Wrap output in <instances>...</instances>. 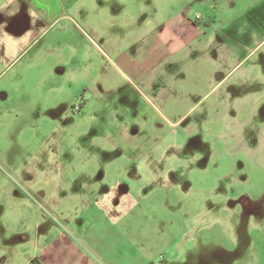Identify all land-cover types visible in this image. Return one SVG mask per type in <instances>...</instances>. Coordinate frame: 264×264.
I'll use <instances>...</instances> for the list:
<instances>
[{"label": "rangeland", "instance_id": "1", "mask_svg": "<svg viewBox=\"0 0 264 264\" xmlns=\"http://www.w3.org/2000/svg\"><path fill=\"white\" fill-rule=\"evenodd\" d=\"M9 1L0 264H264V0ZM184 7L222 50L135 78L131 34Z\"/></svg>", "mask_w": 264, "mask_h": 264}, {"label": "crops", "instance_id": "2", "mask_svg": "<svg viewBox=\"0 0 264 264\" xmlns=\"http://www.w3.org/2000/svg\"><path fill=\"white\" fill-rule=\"evenodd\" d=\"M10 1L15 7L25 5L24 0ZM201 1L199 0V2ZM189 4L190 2L188 1L187 5ZM200 5L202 6V2ZM186 8L174 9L166 19L157 18L155 25H152L149 30L139 28L135 33L131 34L126 48L127 50L134 48L135 54H139V61L122 56L120 62L127 71L129 70L133 73L135 78H138L140 73H145L150 78L155 79V72L164 61L174 59L182 54L189 55L191 50H199L202 46H208L206 38L209 40L213 39L212 34L214 35L213 41L218 44L217 49L222 50V43L216 41L217 37L221 38V34L213 25L216 23L215 17H217L215 9L209 7L204 13L197 12L191 16L186 13ZM196 15L199 16L198 20L195 19ZM6 18L10 19L13 16L9 15ZM235 35L237 38L238 35ZM201 38H203V42L200 41ZM216 43H214L215 47H217ZM236 47L233 41L229 42L226 45L227 53L233 55ZM42 264L49 263L42 260Z\"/></svg>", "mask_w": 264, "mask_h": 264}, {"label": "trees", "instance_id": "3", "mask_svg": "<svg viewBox=\"0 0 264 264\" xmlns=\"http://www.w3.org/2000/svg\"><path fill=\"white\" fill-rule=\"evenodd\" d=\"M29 264H42L38 258H33Z\"/></svg>", "mask_w": 264, "mask_h": 264}, {"label": "built area", "instance_id": "4", "mask_svg": "<svg viewBox=\"0 0 264 264\" xmlns=\"http://www.w3.org/2000/svg\"><path fill=\"white\" fill-rule=\"evenodd\" d=\"M198 19H199V16H196V20H198ZM75 111L78 112L79 111V108L76 107L75 108Z\"/></svg>", "mask_w": 264, "mask_h": 264}, {"label": "flooded vegetation", "instance_id": "5", "mask_svg": "<svg viewBox=\"0 0 264 264\" xmlns=\"http://www.w3.org/2000/svg\"><path fill=\"white\" fill-rule=\"evenodd\" d=\"M243 208H244V207H243ZM246 208H247V207H246ZM248 208H249V206H248ZM248 208H247V209H248ZM244 209H245V208H244ZM247 209H245V210H247Z\"/></svg>", "mask_w": 264, "mask_h": 264}]
</instances>
